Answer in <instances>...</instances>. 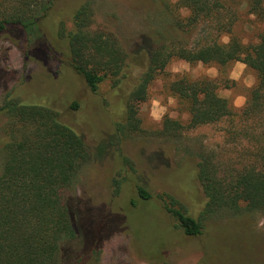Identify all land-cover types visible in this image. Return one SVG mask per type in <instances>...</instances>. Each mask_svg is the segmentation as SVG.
<instances>
[{
    "label": "rangeland",
    "instance_id": "374dc122",
    "mask_svg": "<svg viewBox=\"0 0 264 264\" xmlns=\"http://www.w3.org/2000/svg\"><path fill=\"white\" fill-rule=\"evenodd\" d=\"M178 1H56V8L70 12L82 3L90 4L93 29L116 37L126 54L122 73L106 79L96 93L67 63L69 44L59 33L64 18H44L39 31L29 32L32 49L27 36L0 35V111L12 95L28 104L51 107L63 123L83 136L93 154L70 194L74 206L85 214L88 239L109 237L99 256H92L84 264H264V229L256 227L257 217H264V213L241 209L207 217L203 233L193 237L184 233L159 200L161 194L174 196L188 215L200 217L207 198L197 178L199 153L214 154L221 163L238 166L245 162L238 160L241 151L235 147L237 140L229 137L233 126L230 119L185 130L173 138L163 133L164 122L169 119L167 114L157 123L147 111L139 110L140 133L122 138L118 129L125 121L128 96L148 64L146 52L141 48L148 43L149 47H156L168 41L193 45L201 37L199 31L185 35L176 25L177 19L186 17L175 11ZM246 12L241 15L243 22L236 32L246 44H255L264 32V20ZM65 29L67 32L73 29L71 21ZM220 35L222 38L225 32ZM146 38L151 42H146ZM28 50L30 53L26 54ZM181 62L187 63L189 69L180 73L166 69L161 72L141 106L153 98H162L167 105L168 97H173L169 85L179 76L216 80L220 86L218 94L232 93L227 98L232 105L237 96H244L247 102L252 87H246L244 80L249 74L255 78L254 85L257 81L256 73L248 67L239 81L232 80L231 72L238 62L219 67L174 59L167 68ZM212 69L215 75H209ZM173 98L176 103L168 110L175 114L172 120L187 125L189 113ZM10 124L9 116L0 112V174L6 162L4 147L10 140ZM115 180L123 182L117 196ZM139 185L153 195L151 200L139 198ZM65 255L64 249L61 264H74Z\"/></svg>",
    "mask_w": 264,
    "mask_h": 264
},
{
    "label": "trees",
    "instance_id": "16d2710c",
    "mask_svg": "<svg viewBox=\"0 0 264 264\" xmlns=\"http://www.w3.org/2000/svg\"><path fill=\"white\" fill-rule=\"evenodd\" d=\"M56 1L0 0V35L27 36L32 49L29 32L39 31L44 18H64L59 33L69 44L67 63L96 93L106 79L122 73L126 54L116 37L93 29L90 4L82 3L70 12L56 8ZM180 8L188 9L189 14L177 19L176 25L185 35L199 31L201 37L193 45L168 41L141 48L148 64L128 96L125 121L118 126L122 138L142 131L140 106L148 99L151 84L174 59L219 67L241 62L257 76L241 110L219 96L220 86L214 79L191 80L184 75L169 85L190 119L187 125L166 119L163 133L177 138L185 130L230 119L229 137L237 140L239 162L245 161L237 166L217 161L214 154L199 153L197 178L207 203L198 219L188 215L174 196L159 195L164 210L187 236L195 237L203 233L207 217L241 209L264 213V32L255 44L243 43L236 32L244 10L264 20V0H179L175 11ZM68 21L73 29L67 32ZM222 32L230 37L228 44L222 43ZM146 42L151 41L146 38ZM0 112L11 123L0 174V264H61L64 249L74 264L99 256L109 236L88 239L85 214L74 206L70 194L80 171L92 160L83 136L63 123L53 108L28 104L15 95L7 98ZM122 183L114 181L116 196ZM137 188L141 200L153 198L144 186Z\"/></svg>",
    "mask_w": 264,
    "mask_h": 264
},
{
    "label": "clouds",
    "instance_id": "9594fccd",
    "mask_svg": "<svg viewBox=\"0 0 264 264\" xmlns=\"http://www.w3.org/2000/svg\"><path fill=\"white\" fill-rule=\"evenodd\" d=\"M179 14L181 16H187L189 14V10L186 8H180L179 9ZM222 43L224 44H228L230 42V37L225 35L221 38ZM243 43H247V41L245 40ZM247 68V65L243 64V63H236L232 72H231V76L230 78L232 80H237L239 81L242 74L245 72ZM189 69V65L187 63L181 62L178 65H172L169 68H166V71H170L172 73H180L183 71H187ZM209 75H215V69H212L209 71ZM255 83V78L254 76H252L251 74H249L247 76V78L244 80V84L246 87L251 88L254 86ZM221 98L227 99L229 98L232 93L230 92H222L219 94ZM176 101L173 97H168L167 99V105H164L162 103V98L157 99V98H153L151 99L148 103L144 104L141 106V113H143L144 111L148 112V116L149 118L153 121V122H161L162 119L164 118V116L167 114L169 119H173L174 118V113H169V108L173 107L175 105ZM246 104V98L244 96H237L234 100H233V106L236 108H242L244 107V105ZM257 229H264V217H257V224H256Z\"/></svg>",
    "mask_w": 264,
    "mask_h": 264
}]
</instances>
